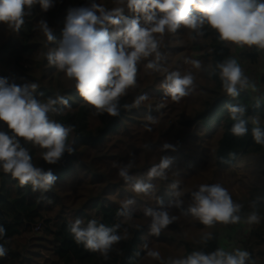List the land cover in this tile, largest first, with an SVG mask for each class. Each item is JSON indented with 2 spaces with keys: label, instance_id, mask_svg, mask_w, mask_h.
Returning a JSON list of instances; mask_svg holds the SVG:
<instances>
[{
  "label": "clouds",
  "instance_id": "clouds-1",
  "mask_svg": "<svg viewBox=\"0 0 264 264\" xmlns=\"http://www.w3.org/2000/svg\"><path fill=\"white\" fill-rule=\"evenodd\" d=\"M56 0H0V25L19 31L34 6L39 5L44 12L55 6ZM117 7L106 9L102 4L70 9L65 18L63 38L58 46L45 54L48 63L67 78L75 81V88L84 102L90 105L95 114L119 117L121 112L140 108L149 96L144 93L133 97L130 103H121L129 91L136 88L138 66L147 61L144 67L151 72L167 71L163 68L164 55L161 44L166 34H174L183 27L196 36L203 35L205 26L215 31L220 41L239 48L264 50V0H114ZM131 15H125V12ZM39 28L46 40L55 42L54 29L47 21L40 20ZM193 68L200 69L199 60H186ZM223 91L233 99L244 90L255 91V84L245 75L235 58H227L216 65ZM160 87L173 101L188 96L195 87V77L191 72L181 75L169 72ZM38 85L27 83L17 85L0 77V172L10 174L21 186L30 185L33 192L48 193L56 185L57 176L51 168L37 166L26 144L42 150V159L47 165H57L65 154L75 151L69 138L73 126H65L51 118L60 111L58 106L69 107V100L57 94L41 102L35 97ZM260 102H257V107ZM229 118L235 123L230 128L234 137L248 134L247 112L241 104L225 106ZM145 120L155 123L151 115ZM251 136L256 144L264 145V127L259 120H253ZM151 131L150 128H148ZM161 152L175 151L174 145L164 142ZM173 160L163 155L158 164L146 173L147 180L131 175L134 160L113 164L118 177L130 184L136 194H149L153 191L150 181L154 178L166 179L167 170ZM173 188V201L168 208L145 207L143 214L150 218V235L160 236L164 229L176 222L178 217L170 209H181L184 201L176 184ZM136 201L128 198L122 201L117 216L124 220L133 217L132 205ZM160 203H162L160 201ZM242 205L236 203L228 189L220 184H201L191 193V202L182 213L196 218L202 225L217 223L228 225L241 222ZM260 215L253 211L247 218L249 224L259 223ZM120 225L107 227L96 219L86 224L77 218L69 226L75 243L82 244L91 252L103 256L118 244L122 236L117 230ZM6 235L0 225V241ZM208 233L201 238L206 245L211 240ZM148 248L147 244L142 246ZM7 254V248L0 243V258ZM139 255V253H137ZM146 256L161 264H250V253L235 249L231 252L223 248L206 252L193 251L184 257L169 258L163 261L158 250L148 249Z\"/></svg>",
  "mask_w": 264,
  "mask_h": 264
},
{
  "label": "trees",
  "instance_id": "trees-1",
  "mask_svg": "<svg viewBox=\"0 0 264 264\" xmlns=\"http://www.w3.org/2000/svg\"><path fill=\"white\" fill-rule=\"evenodd\" d=\"M84 3L96 4L94 0H84L83 5ZM61 4L60 1L58 6L55 4V6L47 12L42 11L39 5L34 6L31 14L25 17V23L21 29L18 32L14 31L11 38L3 42L0 46V77L7 78L9 83H15L17 85H24L27 83L42 84V80L38 81L35 76L37 70L46 67V65L48 66V62H43L45 65L37 68L36 61L34 60L43 47L42 42L36 43L35 41L43 35L38 22L40 20H45L49 26L52 27V22H56L58 19V7ZM76 8L79 7L77 6ZM111 9L112 8L109 10ZM65 11L66 14H68L69 9L67 6L65 7ZM125 15L130 16L131 13L126 10ZM185 30V28H182L177 31V35L174 33L164 36L160 48L164 55L162 65L164 69H168V73L170 71L177 72L178 68L173 67L172 64L176 61L178 64L186 63V57L190 60L200 61L204 59V62L208 65L205 76L213 87L207 91L205 90L206 98L203 99L202 110L197 111L192 120L185 121L182 125L186 128L201 126L207 133L216 134L218 142L216 148L212 152V159L215 161V176L217 178L219 175L217 170H231L235 161L241 155H264V145L256 144L251 136V129L254 126L252 120L256 118L264 120V107L261 104L257 107V103H253L245 91L241 92L240 100L228 97L223 91L222 81L216 65L228 58L230 55V48L228 44L219 40L215 31L205 26L202 31L203 36L208 39L209 44L205 46L208 52L205 56L199 57L194 55L192 58V56L188 54L189 45L184 43L187 40V36H182ZM200 36H196L195 33L193 34L195 38ZM181 41L183 45H179L182 44ZM248 58L254 64L258 62L259 53L256 48H253ZM45 70L47 69L45 68ZM159 73L164 72H155L157 75ZM43 78L44 75L42 76V79ZM260 83L264 87V75ZM74 92L75 91H73V93L69 92L66 95H70L74 99L79 100V96ZM35 95L37 100L43 102L49 96H56L57 91L52 87L38 85ZM166 99L170 100L171 98L166 96ZM121 103L127 102L122 99ZM70 104V108L66 107L68 108L66 111H64L66 109L64 106H58L60 111L54 114L52 119L65 126L70 125L74 127V132L69 138V142L72 136L75 138L73 146L75 149L74 153L77 152L76 150L79 146L101 149L100 146L107 140V137L117 132L121 126L125 125V120L128 119L129 112H134L139 116L142 113L140 109H133L131 111L124 110L119 117H111L109 120L106 116L100 115V126L92 129L89 121L92 107L84 101H81L80 104L74 102H70ZM228 104H241L246 107L247 112L244 119L248 121L247 127L249 130L246 136L238 138L230 133V128L235 122L229 118V113L225 107ZM151 112L153 115L162 116L163 113L161 112H164V110L155 108V110L152 109ZM167 136V134L162 136L164 142H166ZM25 147L28 148L33 162L37 166L44 167L46 170L48 168L52 169L54 175L57 176V181L51 191L41 194L40 192H33L30 185L21 186L10 174L0 172V225L4 226L6 232L4 240L0 241V243H3L7 248V254L3 258H0V264L33 263V259H31L32 255L27 254V250L34 244V241L32 242L25 239V245L19 244L18 241L30 233L33 235L36 226L39 224L41 225V231L43 227L47 228V230L49 229L47 227L48 221L46 219V213L58 207L62 202L55 190V186H58L60 181L68 179L73 172L74 162L77 160V158L74 157L69 165L65 167L64 161L67 157V154H65L62 161L57 165H47L42 159L41 149L33 147L31 144H26ZM205 152L207 153V151ZM206 156L205 153L197 154L196 164L205 163ZM101 178L104 179L102 176L100 179ZM106 178L107 177H105V179ZM100 192H102V189ZM102 195L103 193H100L98 197L90 200L85 207L86 209L83 208L73 211L72 215L74 221L80 218L86 220L87 223L89 220L94 219L87 211V209L91 207L95 209L96 215L99 216L95 218L98 223H103L107 227H112L115 224L120 225L117 232L122 236L121 241L113 245L112 250L106 257L99 252H91L85 249L82 244L78 245L75 243L68 229V226L73 221L62 213L60 214V218L58 217V223H56L55 229H51L50 231L57 243L53 251V257L58 264H150L149 261L151 258L149 259V257L146 256V252L148 249L154 250L156 246L159 247V252L162 251V253H165L163 255L164 259L162 258V260L167 261L170 257L168 256V251L164 249L165 247L163 248V245L167 247L184 245L186 247L185 256L198 250L211 252L217 248H225L226 242L234 240V230L242 221L246 220L247 216L253 211L260 215L261 220L259 223L255 224L249 236L241 243V246L250 253V264H258L256 250L264 248V188L249 189V191L240 197L234 195L232 199L236 203L242 205L241 222L228 225L219 223L216 227L221 229H217L212 233L213 238L209 240L206 245L201 244V242L198 245H192L186 242L182 235V229L178 225L179 223L170 225L167 229H164L158 237L150 235V229L148 227L126 223L123 217L117 216V211L120 207L110 204L109 200L106 198L102 200ZM169 196L170 193H168V199L170 198ZM173 199L174 197H171V199H169L170 202L173 201ZM167 201V199H162L161 207L165 208L168 203ZM223 229H225V232L222 231ZM30 239L34 240L32 237H30ZM26 241L32 244H28ZM144 244H147L148 248H143L142 246ZM137 253H139V255H137ZM27 256L30 257L28 258ZM153 264H161V261L154 260Z\"/></svg>",
  "mask_w": 264,
  "mask_h": 264
},
{
  "label": "rangeland",
  "instance_id": "rangeland-1",
  "mask_svg": "<svg viewBox=\"0 0 264 264\" xmlns=\"http://www.w3.org/2000/svg\"><path fill=\"white\" fill-rule=\"evenodd\" d=\"M60 1L62 4L58 7V19L51 24L53 25L51 28L54 29L55 42L49 43L43 35L41 38L35 40L36 43L42 42L43 44L39 54L34 58L37 68L45 65L43 62H48L45 54L50 48L57 47L59 41L63 38V29L67 16L65 7L67 6L70 10L75 9L77 6L90 7L92 5V3H84L83 5L84 0H56L55 4L58 6ZM94 1L96 4H102L106 9L120 6L117 5L114 0ZM182 28L183 27L180 29ZM13 32L14 31L9 29L6 25H0V46L3 42L11 38ZM175 34L177 35L178 32ZM193 34L194 33L188 29L182 34V36H187V40L184 43L189 45L188 54L191 55L192 58L194 55L199 57L205 56L208 52L205 48V46L209 44L208 39L203 35L195 38ZM179 45H183V42ZM263 51H258L259 60L256 64L247 60V67L243 68L245 75L250 77L251 81L255 84V91L248 89L250 93H253L252 99L254 102L260 101L263 96L262 91L259 92L262 88L259 81L264 71V55L260 54ZM249 54L250 52L247 55ZM230 58H235L240 65L244 62L242 55L236 52H233V56ZM185 60L190 59L186 57ZM200 62V69H195L188 63L178 64L177 61L172 64L173 67L178 68L177 72L181 73V75L191 72L195 77V87L193 91L180 101H173L172 99L167 100V95L160 87L162 81L165 79V75L168 73V69H166V72L162 71L164 73H159L157 75L155 72L151 73V71L144 67L147 61H142L140 63L137 73L138 86L130 90L128 96L122 99L130 103L134 96L146 93L149 99L138 108L142 112L141 115L139 116L134 112H129L128 119L125 120V125L121 126L117 132L108 136L107 140L100 146L101 149L79 146L76 150L77 152L73 153L75 158H77L76 162H74L73 172L67 180L60 181L59 185L55 186V190L62 202L58 207L46 213V219L48 221L47 227L49 229L47 230V228L42 226L43 229L41 232L34 230L33 235L30 233L18 241V243L22 245H25V239L32 242L34 241V244L27 250V254L32 255V264H58L53 257V251L57 243L50 232L51 229H55L56 223H58V217L60 218V214L64 213L68 219L74 222L72 215L73 211L85 208L89 201L98 197L100 193H103L101 196L102 200L106 198L109 200L110 204L117 205L118 207H121L123 200L128 198L134 199L136 203L131 206L133 217L131 220L124 221L135 226H145L149 228L151 219L144 216L143 209L145 207L161 208L160 201L162 202V199L168 200L167 206H165V208H168L170 204L169 199L173 197V188L171 186L176 184L181 191L180 198L183 199L184 204L181 209H176L175 207L171 208L170 212L172 215L178 217L175 223H179L178 225L182 229L184 240L192 245H198L204 235L208 233L212 234L215 230L221 229L216 227L219 223L213 226H205L196 218L182 213L191 202V193L197 191L201 184L218 183L228 189L232 197L234 195L238 197L243 196L252 188H264L263 154L239 156L231 170H217L219 175L216 178L215 161L212 159V152L216 148L218 142L216 134L207 133L201 126L186 128L182 125L183 122L192 120L197 111L202 110L203 99L206 98V91L213 87L205 76L208 65L204 62V59H201ZM45 68L48 71L45 70ZM251 70L253 72H251ZM250 72L251 74L256 72L255 80L251 77ZM43 75L44 78L42 79ZM35 77L38 81L42 80V84L38 85L52 87L57 91V94L64 95L70 102L80 104L81 101H83L81 97H79L80 99L78 100L70 95H66L69 92L73 93V91L77 93L75 81L67 78L63 72L58 71L49 63L48 66L46 65V67L37 70ZM77 96H79L78 93ZM236 100H240V96L237 97ZM70 102L69 105L71 106ZM155 108L163 109L164 112H161L163 115H153L151 110H155ZM66 110H68V108L64 111ZM53 115L54 114H51V118H53ZM149 115L156 118L155 123H150L144 119ZM99 116L100 115L95 114V110L92 108L89 120L92 129L100 126ZM103 116H106L108 120L111 118L107 114H103ZM260 120V123L263 125L264 120ZM148 128H150L151 131H149ZM166 134L168 135L166 142L174 145L176 148L175 151L163 153L159 150L164 143L162 136ZM205 151H207V153ZM199 153H205L208 159L206 158L205 163L197 165L196 155ZM163 155L170 157L173 163L167 170L166 179L154 178L150 181L154 187L153 191L149 194L134 193L131 185L122 181L117 175V168L113 167V164L127 163L132 159L134 160V167L130 174L138 179H144L146 182H149L146 173L153 165L159 163ZM98 175L100 177L102 176L104 179H100ZM105 177L107 178L105 179ZM101 189L102 192H100ZM168 193H170L169 199L167 197ZM87 211L94 219L99 217L96 215L95 209L90 207ZM83 221L86 224V220ZM222 231L225 232V229ZM30 237L34 240H31ZM244 237L243 231L235 229L233 233L234 240L230 241L235 243V245L232 243L229 245L226 242V247L223 249L226 251H233L240 248L239 246L243 242V239H245ZM163 248L168 251V256L170 258L185 256L186 247L184 245H173L169 247L163 245ZM154 250L159 251V247L156 246ZM160 253L161 257L164 259L163 255L165 253H162V251H160ZM27 257L29 258L30 256ZM149 263L153 264L154 260L150 259Z\"/></svg>",
  "mask_w": 264,
  "mask_h": 264
},
{
  "label": "crops",
  "instance_id": "crops-1",
  "mask_svg": "<svg viewBox=\"0 0 264 264\" xmlns=\"http://www.w3.org/2000/svg\"><path fill=\"white\" fill-rule=\"evenodd\" d=\"M228 47L230 48V55L228 56V58H230L231 56H233V52H236L237 54H239V55H242V58L244 59V62L241 64V67H242V69L244 68V67H247V60L248 61H250L249 60V58H248V53L250 52H252L253 51V49H250V48H247V47H244V48H239V47H235V46H233V45H230V44H228ZM249 49V50H248ZM261 55L263 54L264 55V51L263 52H261L260 53ZM236 58V57H235ZM258 60H259V58H258ZM261 61V60H260ZM239 63V62H238ZM251 64V63H250ZM264 66V65H263ZM251 72H253L252 70H251ZM251 72H250V74H251ZM255 73L256 72H254V73H252L251 74V77L255 80L256 78H255ZM263 75H264V71H263V74L261 75V78H260V81H261V79H262V77H263ZM250 78V77H249ZM251 80V79H250ZM259 81V82H260ZM261 84V83H260ZM261 89H260V91L259 92H261L262 91V99H260V104L261 105H263V107H264V87L261 85ZM248 95H249V97L251 98V100H252V102L253 103H257V102H254L253 101V99H252V94L253 93H250L249 92V90L248 91H245ZM236 99V98H235ZM255 120H259V123H260V118H256ZM260 126L261 127H264V124L262 125L261 123H260ZM248 159H250V158H248ZM248 159H246V160H248ZM245 160V161H246ZM255 224L256 223H253V224H249V223H247L246 222V220H244V221H242L241 222V224L236 228V230H240V231H243V235L245 236L244 238H246V237H248L249 236V234H250V232H251V230L254 228V226H255ZM245 239H243V241H244ZM235 242V241H234ZM231 243L232 244H234L235 245V243H233V242H227V244H229V245H231ZM240 248L239 249H242V250H244V248L240 245L239 246ZM256 258H257V263L258 264H264V248H259V249H257L256 250Z\"/></svg>",
  "mask_w": 264,
  "mask_h": 264
},
{
  "label": "water",
  "instance_id": "water-1",
  "mask_svg": "<svg viewBox=\"0 0 264 264\" xmlns=\"http://www.w3.org/2000/svg\"><path fill=\"white\" fill-rule=\"evenodd\" d=\"M74 141H75V138H74V136H72V138H71V140H70V143H72V146H74ZM74 157H75L74 154H72V155H68V154H67V157H66V159H65V161H64V166H65V167L68 166L69 163L73 160Z\"/></svg>",
  "mask_w": 264,
  "mask_h": 264
},
{
  "label": "built area",
  "instance_id": "built-area-1",
  "mask_svg": "<svg viewBox=\"0 0 264 264\" xmlns=\"http://www.w3.org/2000/svg\"><path fill=\"white\" fill-rule=\"evenodd\" d=\"M258 51L260 52L263 50L258 49ZM35 231H37V232L41 231V225L36 226ZM229 252H231V251H229Z\"/></svg>",
  "mask_w": 264,
  "mask_h": 264
}]
</instances>
